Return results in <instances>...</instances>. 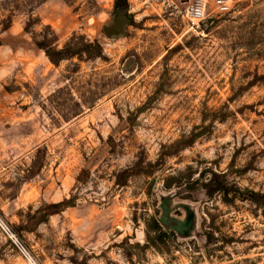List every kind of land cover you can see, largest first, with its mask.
<instances>
[{
	"label": "rangeland",
	"instance_id": "obj_1",
	"mask_svg": "<svg viewBox=\"0 0 264 264\" xmlns=\"http://www.w3.org/2000/svg\"><path fill=\"white\" fill-rule=\"evenodd\" d=\"M183 8L0 0V223L31 264H264V0L199 34ZM48 33L101 57L55 66ZM0 264H30L1 227Z\"/></svg>",
	"mask_w": 264,
	"mask_h": 264
},
{
	"label": "built area",
	"instance_id": "obj_2",
	"mask_svg": "<svg viewBox=\"0 0 264 264\" xmlns=\"http://www.w3.org/2000/svg\"><path fill=\"white\" fill-rule=\"evenodd\" d=\"M184 3L183 18L187 21L189 29L194 34L202 32V26L211 13L218 16H226L233 12L238 5L247 0H180ZM1 229L9 236L10 240L20 252L21 256L31 264L28 253L22 244L0 223Z\"/></svg>",
	"mask_w": 264,
	"mask_h": 264
},
{
	"label": "trees",
	"instance_id": "obj_3",
	"mask_svg": "<svg viewBox=\"0 0 264 264\" xmlns=\"http://www.w3.org/2000/svg\"><path fill=\"white\" fill-rule=\"evenodd\" d=\"M116 3L123 2L126 0H115ZM45 30H49L48 27ZM40 41H34V45L37 49L44 51L45 56L48 58L51 64L57 66L63 60H69L74 57L83 59L86 56V59H95L101 57L102 50L98 43L86 44L83 48L70 47V43L74 40H84L82 37L76 38L75 35L70 39V41L65 44L61 49H58L55 45V38L52 33L40 35Z\"/></svg>",
	"mask_w": 264,
	"mask_h": 264
},
{
	"label": "water",
	"instance_id": "obj_4",
	"mask_svg": "<svg viewBox=\"0 0 264 264\" xmlns=\"http://www.w3.org/2000/svg\"><path fill=\"white\" fill-rule=\"evenodd\" d=\"M104 32L106 33L107 36L110 37L113 35L114 30H113V28H105Z\"/></svg>",
	"mask_w": 264,
	"mask_h": 264
}]
</instances>
